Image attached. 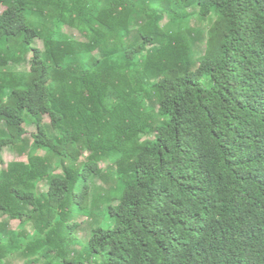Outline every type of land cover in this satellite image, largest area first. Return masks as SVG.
<instances>
[{"label": "trees", "instance_id": "16d2710c", "mask_svg": "<svg viewBox=\"0 0 264 264\" xmlns=\"http://www.w3.org/2000/svg\"><path fill=\"white\" fill-rule=\"evenodd\" d=\"M1 7L0 264H264V0Z\"/></svg>", "mask_w": 264, "mask_h": 264}, {"label": "rangeland", "instance_id": "374dc122", "mask_svg": "<svg viewBox=\"0 0 264 264\" xmlns=\"http://www.w3.org/2000/svg\"><path fill=\"white\" fill-rule=\"evenodd\" d=\"M5 12V8H0V15L1 14H3ZM189 12H195V13H197L198 14V9L197 8H195V7H193V8H191L190 10H189ZM168 18H166V20H164L163 22H162V26H164V25H166V23L168 22V20H167ZM197 19L195 18L194 20H193V23H195L196 25L198 24L197 22ZM64 32L66 33V34H69V35H73V37L75 38V39H77V40H81V41H83V38H82V36L80 35V34H78L77 32H75V31H71L70 29H64ZM38 48L40 49V50H44V44H43V42H38ZM203 48V47H202ZM47 121L49 122V118L47 119ZM33 133H34V130H29V137L30 138H32V135H33ZM28 161V159L27 158H20L18 155H16V154H14V153H7L6 155H5V158H4V162H5V164L8 166V165H10L11 163H13V162H27ZM94 184H96V185H99V186H102V183H101V181H95L94 182ZM44 190L45 191H48V188L46 187V188H44ZM95 215H97L100 219H102L103 220V215H98L97 213H95ZM7 220V219H6ZM6 220L5 219H3L1 222H6ZM90 223H91V221L90 220H87V219H84V220H82L81 222H80V229L78 230V232H77V236H78V238L80 239V240H82V241H87V239H89V236H90V233H91V229H90ZM21 226V222H18V221H16V222H11L10 223V228H11V230L13 231V232H21L22 231V228L20 227ZM28 231H30L31 233H33V229L30 227V228H28ZM12 264H26L25 263V261H12Z\"/></svg>", "mask_w": 264, "mask_h": 264}]
</instances>
